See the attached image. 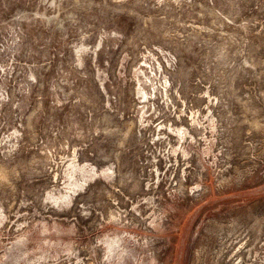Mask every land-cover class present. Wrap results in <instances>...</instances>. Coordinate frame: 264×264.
I'll use <instances>...</instances> for the list:
<instances>
[{"label": "rangeland", "instance_id": "obj_1", "mask_svg": "<svg viewBox=\"0 0 264 264\" xmlns=\"http://www.w3.org/2000/svg\"><path fill=\"white\" fill-rule=\"evenodd\" d=\"M0 264H264V0H0Z\"/></svg>", "mask_w": 264, "mask_h": 264}]
</instances>
